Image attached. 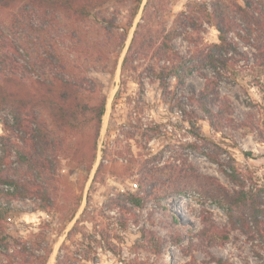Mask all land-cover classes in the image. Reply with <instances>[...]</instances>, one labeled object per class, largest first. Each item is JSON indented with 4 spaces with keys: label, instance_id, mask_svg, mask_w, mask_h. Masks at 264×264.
I'll use <instances>...</instances> for the list:
<instances>
[{
    "label": "rangeland",
    "instance_id": "374dc122",
    "mask_svg": "<svg viewBox=\"0 0 264 264\" xmlns=\"http://www.w3.org/2000/svg\"><path fill=\"white\" fill-rule=\"evenodd\" d=\"M203 1L217 0H105L85 21L64 19V33L55 40V53L64 67L56 70L66 78L82 80L87 87L77 99L75 123L82 126L76 127L79 132L71 138L91 146L96 133L92 105L104 100L105 108L110 101L97 135L96 166L93 171L96 158L90 169L74 162L70 145H65L51 186L55 210H32V205L15 200L17 209L7 215L4 233L10 247L6 251L0 246V264H41L38 257L46 252V264H202L210 254L234 264L259 263L257 251L263 252L259 242L240 230L229 228L227 238L212 233L201 242L197 235L206 220L224 227L228 216L196 187L185 196L173 192L160 204L153 198L143 206L127 202L132 208L127 213L111 205V197L138 190L144 165L155 167L158 178L166 181L168 175H176L175 165L186 159L197 173L233 185L217 163L188 144L197 141L196 135L182 120L175 102L186 101L200 89L205 82L200 73L211 75L213 69L200 64L201 72L189 75L179 87L175 77L169 76L166 88L160 79L161 66L170 65L171 59H159L154 52L186 4L194 2L196 8L194 4ZM108 18L116 23L111 29ZM194 28L182 29L171 41L179 53L188 55L196 45L218 40L213 26L205 23L198 29L195 23ZM237 40L241 49L248 50L245 42ZM40 50L46 57L43 47ZM236 58L231 73L220 82V93L234 102L236 118H246L250 126L224 137L204 119L197 125L230 151L250 187L264 188V68L254 62L253 55L247 61ZM31 75L27 74L28 82L40 78ZM38 107L45 123L54 127L56 116L47 107ZM142 228L147 230L145 235ZM16 240L26 241L29 252L13 258L8 255L17 252Z\"/></svg>",
    "mask_w": 264,
    "mask_h": 264
},
{
    "label": "trees",
    "instance_id": "16d2710c",
    "mask_svg": "<svg viewBox=\"0 0 264 264\" xmlns=\"http://www.w3.org/2000/svg\"><path fill=\"white\" fill-rule=\"evenodd\" d=\"M103 1L0 0V120L3 127L0 133V246L6 251L10 247L4 234L6 218L17 209L15 200L32 205V210H55L57 203L51 186L65 145H70L72 160L78 164L85 163L88 169L96 158L97 135L105 111L104 100L92 105L96 133L91 146L89 143L85 145L81 139H72L73 134L79 132L75 123L78 118L77 99L87 87L82 80L66 78L56 70V67L63 68L64 65L55 53V40L64 31V19L85 21L97 4ZM192 3L188 2L186 8L178 13L175 25L166 33L161 45L155 48L159 59H171L170 65L161 66L163 74L160 72V79L167 88V78L174 76L179 87L185 84L189 75L201 72L200 64L213 69L211 75L200 73L205 77L200 89L191 92L186 101L179 98L175 102L182 120L191 126V132L196 135L197 141L188 144L202 150L210 161L217 163L233 185L228 187L215 176L197 173L194 165L186 159L181 165H175L176 175H168L166 181L158 178L155 167L144 165L140 168L138 190L129 191L125 196L118 194L111 197V205L127 213L132 209L127 202L143 206L153 198L160 204L173 192L185 196L188 189L196 187L203 197H210L228 216L224 227L206 220L197 235L201 242L203 236L212 233L227 238L230 229L240 230L257 239L263 251H257L260 259L257 264H264V188L250 187L248 176L240 171L230 151L222 142L204 134L197 125L199 119H204L215 133L224 137L227 132L250 126L246 118H236L234 102L221 95L219 86L226 74L231 73L236 57L247 61L253 55L254 62L264 68V0L203 1L196 2V8ZM105 20L108 29L116 25L113 19ZM195 23H198V29L205 23L216 28L218 40L196 45L190 54L183 55L171 41L182 34V29L194 30ZM237 38L245 42L248 50L240 48ZM40 47L47 53L46 57L42 56ZM21 58L25 62H21ZM47 70L49 73L46 76ZM27 74L40 78L28 82ZM38 105L47 107L56 116L54 127L45 123V115L38 110ZM79 105L83 109L87 107ZM6 113L12 114V117ZM172 219L176 220L175 217ZM142 230L145 235L146 228ZM16 242L17 252L8 253V256L14 258L29 252L26 241ZM48 256L49 252L40 255L39 262L46 264ZM202 264L234 263L210 254Z\"/></svg>",
    "mask_w": 264,
    "mask_h": 264
},
{
    "label": "water",
    "instance_id": "95a60500",
    "mask_svg": "<svg viewBox=\"0 0 264 264\" xmlns=\"http://www.w3.org/2000/svg\"><path fill=\"white\" fill-rule=\"evenodd\" d=\"M109 108H110V101L108 100L107 103H106V105H105L104 115L107 113V110H108ZM97 157H98V153H97V155H96V160H95V163H94V165H93V171H94L95 166H96ZM93 171H92V172H93Z\"/></svg>",
    "mask_w": 264,
    "mask_h": 264
}]
</instances>
